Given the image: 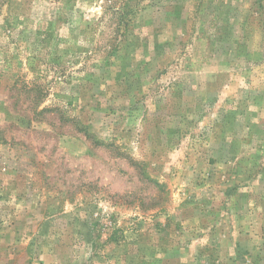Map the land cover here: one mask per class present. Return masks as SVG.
Listing matches in <instances>:
<instances>
[{
  "label": "rangeland",
  "instance_id": "obj_1",
  "mask_svg": "<svg viewBox=\"0 0 264 264\" xmlns=\"http://www.w3.org/2000/svg\"><path fill=\"white\" fill-rule=\"evenodd\" d=\"M0 264H264V0H0Z\"/></svg>",
  "mask_w": 264,
  "mask_h": 264
},
{
  "label": "trees",
  "instance_id": "obj_2",
  "mask_svg": "<svg viewBox=\"0 0 264 264\" xmlns=\"http://www.w3.org/2000/svg\"><path fill=\"white\" fill-rule=\"evenodd\" d=\"M88 135V134H87Z\"/></svg>",
  "mask_w": 264,
  "mask_h": 264
}]
</instances>
